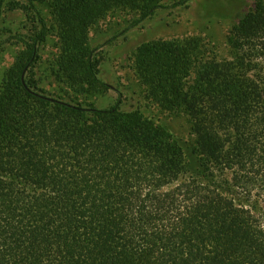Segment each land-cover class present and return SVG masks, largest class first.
Instances as JSON below:
<instances>
[{"label": "trees", "instance_id": "trees-1", "mask_svg": "<svg viewBox=\"0 0 264 264\" xmlns=\"http://www.w3.org/2000/svg\"><path fill=\"white\" fill-rule=\"evenodd\" d=\"M189 0H179L185 4ZM160 0H0L33 17L24 61L0 83V264H264V0L228 36L232 59L140 49L147 97L184 117L177 137L139 109L47 94L27 66L55 24L60 81L105 92L89 28ZM185 57V59H182Z\"/></svg>", "mask_w": 264, "mask_h": 264}, {"label": "rangeland", "instance_id": "rangeland-1", "mask_svg": "<svg viewBox=\"0 0 264 264\" xmlns=\"http://www.w3.org/2000/svg\"><path fill=\"white\" fill-rule=\"evenodd\" d=\"M160 0L161 7L139 20L140 14L131 8H111L98 17L89 28V42L98 60L97 77L109 85L105 92L77 93L60 81L56 57L59 54L58 36L48 9L44 15L50 34L39 46V60L23 69V77H32L47 94L66 99L108 107L121 92V108L139 109L157 123L170 127L184 140L190 138L184 117H176L160 110L147 97L152 73L149 65L140 61V49L147 52L154 47L179 50L190 44L197 48L196 60L232 59L234 49L228 36L256 0ZM33 17L22 9H3L0 14V83L10 68L24 61L23 40L33 29ZM185 59V57L181 58ZM258 59L264 67V54Z\"/></svg>", "mask_w": 264, "mask_h": 264}, {"label": "water", "instance_id": "water-1", "mask_svg": "<svg viewBox=\"0 0 264 264\" xmlns=\"http://www.w3.org/2000/svg\"><path fill=\"white\" fill-rule=\"evenodd\" d=\"M23 76V75H22Z\"/></svg>", "mask_w": 264, "mask_h": 264}]
</instances>
